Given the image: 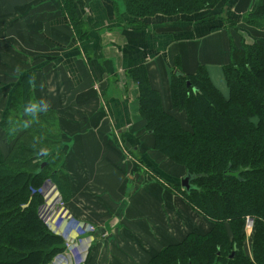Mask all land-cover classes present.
Returning <instances> with one entry per match:
<instances>
[{"label": "crops", "instance_id": "crops-1", "mask_svg": "<svg viewBox=\"0 0 264 264\" xmlns=\"http://www.w3.org/2000/svg\"><path fill=\"white\" fill-rule=\"evenodd\" d=\"M254 1L135 20L124 0H72L78 32L64 0H0V125L15 87L28 80L25 108L47 103L35 114L53 116L67 174L63 195L50 184L40 208L49 228L71 240L49 264L64 252L63 264H146L188 233L208 230L210 222L178 190L186 172L154 149L128 72L143 65L166 109L176 69L193 73L203 64L227 93L222 68L232 30L224 19L244 15ZM245 27L251 40L264 39L263 30Z\"/></svg>", "mask_w": 264, "mask_h": 264}, {"label": "trees", "instance_id": "trees-1", "mask_svg": "<svg viewBox=\"0 0 264 264\" xmlns=\"http://www.w3.org/2000/svg\"><path fill=\"white\" fill-rule=\"evenodd\" d=\"M228 1L124 3L127 13L141 20L157 15H190ZM64 3L79 32L82 21L72 0ZM243 21L264 31V0H255ZM235 34L230 36V60L222 68L227 93L214 83L203 64L193 73L177 74L173 70L169 111L160 92L152 88L143 65L128 72L138 84L139 111L153 136L154 149L194 175V189L187 192L177 185L178 190L210 222L208 230L188 233L146 264H264V41L248 42ZM23 82L25 104L30 86L27 80ZM25 149L17 147L19 152ZM40 150L44 149L35 146L33 155L27 157L14 150L10 155L0 151V264H49L65 249L64 238L40 215L44 199L38 188L48 165L39 172L42 161L32 166L40 159ZM47 176L63 195L65 171L53 170ZM247 215L254 219L249 250L244 232Z\"/></svg>", "mask_w": 264, "mask_h": 264}, {"label": "rangeland", "instance_id": "rangeland-1", "mask_svg": "<svg viewBox=\"0 0 264 264\" xmlns=\"http://www.w3.org/2000/svg\"><path fill=\"white\" fill-rule=\"evenodd\" d=\"M218 4H222V3H218ZM223 6L224 5H222V7ZM222 7L220 14L223 13L227 14V12L223 11ZM226 16L228 18L224 19V23L230 24L231 27L229 28L232 30V34L236 33L235 36L241 35L245 39H250L248 37V30H245V28H247L245 27V25L248 24H246L243 21L244 15H240V17L238 18L236 17L229 18V15ZM229 19H231L232 21H229ZM233 21L237 23H234ZM239 21H242V23ZM255 39L264 41V39L260 37ZM22 83L15 87L14 90L18 92L14 93L10 103L11 104L10 110L6 114L4 122L2 123L3 125L2 124L0 125V151L2 154L10 155L11 151L14 150L13 153L22 157L23 155L27 157L33 155V148L35 146L44 149L46 151V155L43 158L33 161L32 166L36 165V163L39 164L43 160H46L48 163V165L45 167L42 183L38 188V190L40 189L41 191H44L43 195L45 196L49 193V190L47 189L48 191H45V188L50 187V184L54 190L58 191L56 184L52 182V179L49 178L47 175L50 174L53 170H62L64 172V167L62 165V152L60 150L61 147L59 141L57 140L58 133H56V131L53 128L54 119L51 113H44L39 116L38 114L34 115L33 113H28L25 111L26 113L22 114V109L25 110V106H26V103L25 104L23 103V98L21 97ZM27 85L30 86V82H28ZM30 88L31 87H29V89ZM29 105H32V103H29ZM169 111H171L170 107H169ZM36 115H38V117ZM176 115L179 118L183 119V115L181 113L176 112ZM124 142L125 140H122L123 146H124ZM17 147L18 148L25 147L28 151L25 149L24 151L19 152L17 151ZM44 196L43 199L45 198ZM244 232L248 241L250 235L248 234L245 225H244ZM251 233L252 231L250 232V234Z\"/></svg>", "mask_w": 264, "mask_h": 264}, {"label": "built area", "instance_id": "built-area-1", "mask_svg": "<svg viewBox=\"0 0 264 264\" xmlns=\"http://www.w3.org/2000/svg\"><path fill=\"white\" fill-rule=\"evenodd\" d=\"M115 135H116V139L118 140V142L121 144V146L124 148V146L122 145V139H121V135H120V133H119V131L117 130V128L115 129ZM125 150V149H124ZM126 151V150H125ZM39 192L43 195L44 194V191H41L40 189H39ZM44 196V195H43ZM44 197H46V195L44 196ZM62 201V200H61ZM253 225H254V219H253V217H251V216H247L246 217V219H245V227H246V229H247V232H248V234L250 235V232L252 231V229H253ZM89 228L90 229H92V230H95V227L94 226H89ZM65 244H66V248L67 249H70V247H71V240H68V241H66L65 242ZM64 254H65V252H64ZM61 255L64 259L63 260H60L59 262H56V264H63L64 262V260L66 259V256H67V254L66 255ZM65 264H67V263H65Z\"/></svg>", "mask_w": 264, "mask_h": 264}, {"label": "water", "instance_id": "water-1", "mask_svg": "<svg viewBox=\"0 0 264 264\" xmlns=\"http://www.w3.org/2000/svg\"><path fill=\"white\" fill-rule=\"evenodd\" d=\"M175 73L180 74L181 71L176 69ZM46 155L44 150H40L38 152V157L39 158H43ZM47 162L46 160H43L40 164V168L37 172L40 171V169L44 168L46 166ZM194 179V175H192L190 172H187L181 179V186L187 191L189 192L191 189H194L196 186L195 184L192 183V180Z\"/></svg>", "mask_w": 264, "mask_h": 264}, {"label": "clouds", "instance_id": "clouds-1", "mask_svg": "<svg viewBox=\"0 0 264 264\" xmlns=\"http://www.w3.org/2000/svg\"><path fill=\"white\" fill-rule=\"evenodd\" d=\"M48 107L47 103H43V104H32V105H29L28 107L25 108V111L28 112V113H33L35 114L37 111H44L46 110Z\"/></svg>", "mask_w": 264, "mask_h": 264}]
</instances>
